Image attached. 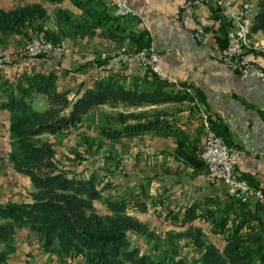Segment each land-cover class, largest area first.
<instances>
[{"label": "trees", "instance_id": "trees-1", "mask_svg": "<svg viewBox=\"0 0 264 264\" xmlns=\"http://www.w3.org/2000/svg\"><path fill=\"white\" fill-rule=\"evenodd\" d=\"M59 2L61 0H49ZM86 12L83 4H78ZM57 30L45 29L50 21L47 10L38 4L12 10H0V39L13 34H24L26 28L43 32L45 37L60 43L72 36L69 26L75 19L68 11L58 10L53 17ZM115 17L111 21H117ZM83 27V24H78ZM99 25V23H97ZM264 33V0H257L252 33ZM136 48L150 46L146 32L133 37ZM155 76L151 89L127 88L111 79H99L86 88L76 99L70 92L58 90L55 72L24 74L16 84V93L1 104L10 113L11 133L16 137V149L9 153V162L16 172L28 177L33 186L30 201L0 203V264L14 250L15 234L28 229L38 234L40 248L60 257L83 255L89 264H191L175 251L176 242L187 240L199 254L200 264H264V236L262 223L256 217H232L227 207L212 208V200L187 205L180 210L164 209L160 215L180 231L167 232L164 241L171 250L161 253L141 252L132 245L130 233L148 241L159 242L160 236L149 224L132 212H146L145 202L135 199L115 198L105 195L110 185L95 175L82 177L64 168L57 158L55 143L42 140V136H57L77 128L96 108L108 105L112 109L122 105L127 108L182 104L194 101V96ZM44 96L48 107L43 112L32 109V101ZM102 132L108 139L135 138L154 134L162 139H173L174 157L194 171L205 165L200 159L201 150L190 141L165 111L113 112L105 115ZM138 191V190H137ZM139 193L147 197V190ZM227 198L233 205L234 199ZM102 203L104 213L95 204ZM243 210L246 204L238 203ZM196 220L209 223L212 233L223 237L224 248L209 243L203 229L193 225ZM259 223L261 232H255L251 223ZM263 245V246H262ZM157 246V245H156Z\"/></svg>", "mask_w": 264, "mask_h": 264}, {"label": "crops", "instance_id": "crops-1", "mask_svg": "<svg viewBox=\"0 0 264 264\" xmlns=\"http://www.w3.org/2000/svg\"><path fill=\"white\" fill-rule=\"evenodd\" d=\"M121 1L136 10L142 20L138 17H127L111 21L115 18V6ZM235 1L257 3V0ZM186 2L187 0H61L59 2L0 0V10L6 11L26 5H41L50 15L49 23L44 26L46 29H57L53 17L58 10L68 11L76 20L74 25L69 26L72 36L62 41L68 46L66 55L49 56L35 61L20 59L17 64L3 71L0 77V106L11 94L16 93L17 81L24 74L32 75L37 72H55L58 76V90L70 92L71 100L76 99L99 79H111L127 88H153L154 74L141 70L137 63L111 68L98 60V55L103 50L118 48L121 45L136 47L133 37L146 32L159 53V67L173 76L178 81L179 87L192 94L195 99L190 103L138 108L120 105L113 110L108 105L100 106L104 108L105 114L112 111L124 113L165 111L172 115L177 127L188 135L189 139L195 140L202 138L203 135L201 114L204 112L211 120L213 131L223 137L228 144L253 150L246 151L242 155L238 169L250 186L264 188V81L257 78H244L229 70L221 62L220 52L221 46L225 43L226 29L224 26L214 25L216 16H220L214 4L186 7ZM78 4H83L86 12ZM78 24H83V27ZM202 30L210 31L211 35L198 41L194 34ZM24 32L26 36L16 34L10 37L12 40L10 50L17 51L32 35L30 28H26ZM257 35L260 34L253 33L251 43L256 47L260 43L264 45V39H260V42L255 40ZM259 48L261 52H264V47ZM261 52L251 51L249 57L264 68V56ZM175 89L179 88L175 87ZM11 122L10 113L0 107V156L5 153L9 155L11 151L8 144ZM123 139L132 143L129 144L132 149L130 151L135 155L148 153L160 156L163 151H166L171 158L176 159L174 158L176 144L173 139H162L154 134ZM198 149L202 150V144ZM179 164L177 162L174 166L167 165L163 172L160 171L161 165L154 166L148 173L138 172L135 179L130 175L122 174L127 183L120 198L134 197L147 204L146 212H132L137 218L149 224L152 229L154 228L152 222L145 218L147 212L151 211L147 197L139 191L140 195H137L136 189H133L134 183L144 188L142 180L148 178L150 186L157 187V190H160V187L165 189L166 194H163L164 200H162L164 201L163 209L177 211L187 205L212 200L217 202L212 208L227 207L232 212V217L259 219L263 228L262 236H264V202L252 200L243 210L238 209L237 205L240 202L233 200L237 203L233 205L228 200L223 183L213 184L207 180L205 167L202 171H194L189 166L191 169L189 175L184 173L177 175L176 165ZM159 174H164L165 184L156 182L157 178L154 176ZM28 181L29 178H24L16 172L12 165L9 168V175L6 176L4 167L0 165V203L29 202L30 198L22 200L19 197L23 194L21 191L23 185L27 190ZM31 189L30 192H32ZM159 202L160 200H157L155 204ZM2 222L4 221L0 220V223ZM165 222L169 226L167 230L174 229L172 224L170 225L166 220ZM205 222L201 220L193 225L202 228L207 241L222 250L225 244L223 237L212 233L209 223ZM251 225L256 233L261 232L256 220ZM37 242L31 243L25 230L18 231L14 242L15 252L1 264H55L54 256L40 249ZM132 245L139 247L133 242ZM3 249L4 246L0 243V252Z\"/></svg>", "mask_w": 264, "mask_h": 264}, {"label": "rangeland", "instance_id": "rangeland-1", "mask_svg": "<svg viewBox=\"0 0 264 264\" xmlns=\"http://www.w3.org/2000/svg\"><path fill=\"white\" fill-rule=\"evenodd\" d=\"M247 2L253 3L251 1H246L243 3H238L235 1V3L238 5H242V4L247 3ZM209 3H213V0H211ZM251 6H252V11H253V17L251 19L252 20V26H253V18H254V15L256 13V3L251 4ZM218 12L220 13V10H218ZM220 15H221V13H220ZM115 17H117V16H115ZM117 18L123 19L120 17H117ZM125 18H127V17H125ZM218 18H220L219 15L216 16L215 20H217ZM138 19L142 20V17H139ZM47 23H49V21ZM45 25H47V24H45ZM215 26H217V25H215ZM222 26L225 27L226 33H227V26L225 24L219 25L217 27H222ZM48 29H50V28H48ZM50 30H53V29H50ZM198 32H200V31H198ZM259 34L260 35H257V37L255 39V40H257V42H260L259 41L260 39H264L263 38L264 33L259 32ZM13 35H16V34H13ZM13 35L7 36L4 39H0V57H3V59L5 60V64H6V66H4L2 69H0V77L3 74V71L6 70V68H8L9 66H12L13 64L14 65L17 64L20 59H27V60L35 61V60L46 58L49 56L62 57V56L67 54L68 46H66L62 42L63 40L60 43H54V42L48 40L45 37L43 32H39V31L35 32L33 30H32V35L26 39L27 41L24 43V45L22 47H19L17 51L10 50L9 47L12 44V40L10 39V37H12ZM210 35H211V32H210ZM252 35H253V33L249 37L248 46H250V48L246 49V53L249 54L251 51H253L255 53H258V52L260 53L262 50H261V48L258 49V47H260V46L264 47V45H262L261 43L258 44L257 47L255 45H253L251 43V36ZM24 36H26V34H24ZM35 41L49 42L50 44H53V46L55 45V47H58L60 49V52L52 51L49 53H41V54L34 55V56H30V55L27 56V54L25 52L27 47L31 43H34ZM225 42H226V39H225ZM150 44H153V43L151 42ZM122 46L127 47L128 45H121L120 47H122ZM120 47L101 51L98 55V60L101 63L108 66L107 62L104 61L102 58V53H107V52L115 50V49L118 50ZM128 47L134 51L140 50V49L133 47V46L132 47L128 46ZM224 48H225V43L221 46L220 55H221L222 50ZM261 54H263V56H264V52H261ZM254 62H256V61H254ZM130 63H136V62L133 61V62H129L127 64H130ZM127 64L115 65V66H111V68L118 67V66H125ZM257 64H259V63H257ZM108 67H110V66H108ZM229 70H231V69H229ZM146 72H148V71H146ZM151 73L156 75L153 72H151ZM173 86L176 88H179V83L173 84ZM179 89H177V91H179ZM181 90H183V89H181ZM47 107H48V102L44 96L38 95L32 101V109L35 112H43L47 109ZM111 113H113V111ZM200 113H202V111ZM105 115L106 114H105L104 108L102 109V107H98L95 110H93L89 114V116L87 118H85L84 122L82 124H80L77 128L72 129V130L65 132L63 134L54 136V137L42 136L41 139L54 141L56 152H57V158L64 168H66L67 170H71L76 175L82 176V177H88L92 174L95 176H98L99 178H101L103 180V185L104 184L110 185V188L105 190L104 194L105 195H112L115 198L122 197V195L124 193L123 188L125 187V184L127 183L123 179L122 174L130 175L131 177H133L135 179V175H138V172L144 171L145 173H148L149 171H151V169L154 166H159V165H161L160 171L163 172L165 170V168L167 167V165L174 166V164H176L177 162L180 163L179 165H176V168L178 170L177 175H181L183 173L187 174V175L190 174L191 169L188 165H186L183 161H180L176 157H174L176 159L171 158L169 153H167L166 151H163L160 156H158L156 154L152 155V154H148V153H138L135 155L133 152H131L132 149H131L129 144H132V143H130V141L124 140L123 138H120V139H108V138H106L104 136V133L102 132L103 128L106 125ZM209 120H210V118H209ZM210 123H211V120H210ZM127 139H129V138H127ZM190 141H194L196 143L197 148L198 147L200 148V145L202 144V150L201 151H203L204 142H205L204 133L202 135V138L199 137V139L196 138L195 140L190 139ZM16 143H17L16 137L12 133H10L9 143H8L9 148L11 150L10 153L16 149V145H17ZM8 157H9V155L6 153H5V155L0 156V165L2 166V168L4 167V172L6 173V176L9 175V168L11 165ZM200 159L202 160L201 157H200ZM167 160H169V161H167ZM165 161H167V162H165ZM202 162L204 163L203 160H202ZM159 175L154 176V178H157L156 182L159 184H165L166 178L164 177V174L160 175V177H159ZM23 177L25 178L26 176L23 175ZM206 178H207V174H206ZM28 182H29V184H28V188H26L27 190H25L24 185L21 187L22 188L21 191L23 192V194L19 195V197L22 200L30 198L29 197L31 194L30 188H32L31 190L33 191V186L31 184L30 179ZM149 184H150V179L146 178L145 180H142V185L147 190L146 194H147V199H148L150 210H151V211L147 212V214H146L147 216L145 218L148 221L152 222V224L154 225L153 230L156 231V233L160 236L161 240L156 243V245H157L156 246L154 242L148 241L145 238L137 236L133 233H130V238L132 239V242L134 244H137L139 246L141 252H143V253H149V252H152L155 250L160 251L161 253H164V252H167L166 251L167 249H168V251L171 250V247L168 244H166L165 242H163L167 232H169V231H180V230H184V229H178L172 225L174 227V229L167 230L169 226L165 222L166 218L164 217V215H160L162 213V211L164 210L163 209L164 207H162L164 201H162V200H164L163 194H166L165 189L160 187V190H157V187L150 186ZM140 186L141 185H139L137 183H134V185H133V187H134L133 189L134 190L136 189L137 195H140L138 193V191H140V188H141ZM157 200H160V202L157 203V205H156L155 201H157ZM165 203H166V201H165ZM95 206H96L99 213L105 212V207L102 203H96ZM166 221H168L170 223L169 220H166ZM195 222L198 223V222H201V220H196ZM170 225H171V223H170ZM21 230H25L28 233L29 241L31 243L38 241V234L37 233L31 232L28 229H21ZM18 231H20V230H18ZM210 231H211V228H210ZM17 232H16V234H17ZM16 234H15V237H16ZM210 237H211V235H210ZM14 242H15V240H14ZM37 243H39V241ZM175 251L178 252L179 254H181L182 256H184L188 260V262H190L191 264H200L199 263V254L196 250H194V248L192 247V245L190 244L189 241L182 240V241L176 242ZM14 252H15V245H14L13 252H11L10 254H12ZM53 256L56 259L54 261L55 264H89L83 255L69 256V257H60V256H56V255H53Z\"/></svg>", "mask_w": 264, "mask_h": 264}, {"label": "built area", "instance_id": "built-area-1", "mask_svg": "<svg viewBox=\"0 0 264 264\" xmlns=\"http://www.w3.org/2000/svg\"><path fill=\"white\" fill-rule=\"evenodd\" d=\"M210 1L187 0L186 7L205 5ZM213 3L221 13L220 18L214 21V25L225 24L227 26L225 48L220 55L221 62L244 78H257L264 81V68L251 60L249 54L246 53V49L250 46H248L245 33V18L249 16L251 4L254 3L247 2L238 5L234 0H213ZM114 14L120 18L140 17L136 10L123 1L117 3ZM209 36L210 31L203 30L194 34L198 41ZM52 51L60 52V49L46 41H35L27 47L25 52L27 56H34ZM102 58L110 67L134 61L143 71L155 73L168 84H178L173 76L159 67V53L153 44L135 51L128 46H122L118 50L102 53ZM4 66H6L5 60L0 57V69ZM201 118L205 142L200 157L204 160L208 181L223 183L228 196L237 202L243 204H248L252 200L264 202V188L250 186L238 169L242 155L246 151L253 150L228 144L223 137L213 131L206 113H202Z\"/></svg>", "mask_w": 264, "mask_h": 264}, {"label": "bare ground", "instance_id": "bare-ground-1", "mask_svg": "<svg viewBox=\"0 0 264 264\" xmlns=\"http://www.w3.org/2000/svg\"><path fill=\"white\" fill-rule=\"evenodd\" d=\"M252 17H253V11H252V6H251L250 7V14H249V16L247 18H245V33H246L247 40H249V37L252 34V20H251Z\"/></svg>", "mask_w": 264, "mask_h": 264}]
</instances>
